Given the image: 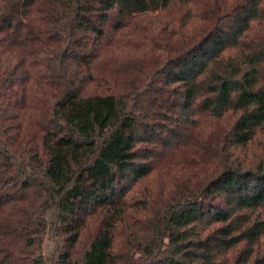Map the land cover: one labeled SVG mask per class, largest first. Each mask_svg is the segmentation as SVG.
Instances as JSON below:
<instances>
[{"label":"trees","instance_id":"obj_1","mask_svg":"<svg viewBox=\"0 0 264 264\" xmlns=\"http://www.w3.org/2000/svg\"><path fill=\"white\" fill-rule=\"evenodd\" d=\"M0 264H264V0H0Z\"/></svg>","mask_w":264,"mask_h":264},{"label":"rangeland","instance_id":"obj_2","mask_svg":"<svg viewBox=\"0 0 264 264\" xmlns=\"http://www.w3.org/2000/svg\"><path fill=\"white\" fill-rule=\"evenodd\" d=\"M150 188H152V185L150 184H142L141 186H139V189H137V191L132 194L133 198L131 201L139 206H142L146 204L147 202H149V197L148 198H144V197L147 196V192L150 191ZM144 189H147V190H144ZM136 215L140 216L142 215V212L141 213L137 212ZM53 247H54L53 241L47 238L45 240V249H44L45 252L51 255L54 249Z\"/></svg>","mask_w":264,"mask_h":264}]
</instances>
